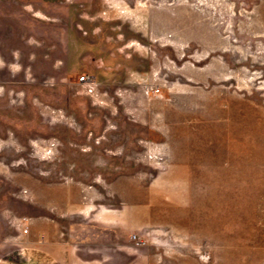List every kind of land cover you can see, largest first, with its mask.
I'll use <instances>...</instances> for the list:
<instances>
[{"label":"rangeland","instance_id":"obj_1","mask_svg":"<svg viewBox=\"0 0 264 264\" xmlns=\"http://www.w3.org/2000/svg\"><path fill=\"white\" fill-rule=\"evenodd\" d=\"M0 264H264V0H0Z\"/></svg>","mask_w":264,"mask_h":264}]
</instances>
